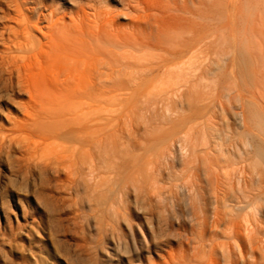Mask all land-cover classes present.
I'll return each instance as SVG.
<instances>
[{
	"label": "bare ground",
	"instance_id": "6f19581e",
	"mask_svg": "<svg viewBox=\"0 0 264 264\" xmlns=\"http://www.w3.org/2000/svg\"><path fill=\"white\" fill-rule=\"evenodd\" d=\"M172 1L167 13L185 22L182 30L158 29L144 41L123 43L130 46L120 50L101 45L109 20L99 14L94 20L68 23L52 14H31L18 3L20 67L31 77L38 72L58 85L62 104L57 110L64 117L82 112L87 180L100 178L105 147L115 167L125 157L133 161L131 173L151 190L169 159L176 157L182 167L180 182L187 189L183 200L200 231L192 237V256L175 258V264H264V128L222 132L215 128L214 112L222 98L243 107L241 88L264 107V0H206L225 2L234 16L251 24L250 34L229 51L216 48L223 38L199 31L201 14L195 4L205 0ZM201 13L200 18L208 17ZM228 54L233 59L223 67ZM242 54L251 63L248 70ZM232 79H239L240 86L236 81L232 87ZM71 99L76 102L69 106ZM49 105L46 110L57 111ZM241 118L245 122L244 113ZM142 127L139 134L151 131L152 140L124 151L123 133ZM176 134L185 139L174 148Z\"/></svg>",
	"mask_w": 264,
	"mask_h": 264
},
{
	"label": "rangeland",
	"instance_id": "374dc122",
	"mask_svg": "<svg viewBox=\"0 0 264 264\" xmlns=\"http://www.w3.org/2000/svg\"><path fill=\"white\" fill-rule=\"evenodd\" d=\"M172 2L0 0V264H173L182 255L192 256V237L200 226L183 200L182 193L187 189L179 179L182 167L176 157L169 159L151 190L141 184L142 178L131 173L133 161L125 157L118 169L119 164L115 167L113 161L110 163V151L105 147L100 178L87 180L81 152L82 112L63 116L59 111L60 88L51 83L49 76L47 80L38 72L34 77L26 74L24 66L20 67L23 63L16 39L22 29L16 11L20 3L31 14H52L68 23L94 20L99 14L101 20H109L101 31V45L115 50L129 48L123 43L144 41L158 29L177 31L186 26L184 21L170 19L167 10ZM198 4V13L202 15L204 11L203 15H208L204 19L199 16V31L226 40L224 43L221 39L217 49L229 51L230 46L250 34L251 24L234 16L225 2L205 0ZM32 35L39 38L36 32ZM242 56L248 70L251 63L246 54ZM226 57L223 67L233 59L231 54ZM18 64L25 73L19 71ZM253 76L248 82L253 81ZM238 80L237 84L230 80V85L240 86ZM240 91L243 107L240 103H228L225 98L221 99L222 104L217 101L215 128L219 131L256 133L259 125L264 128V107L254 102L244 88ZM44 101L50 103L45 105ZM74 101L71 99L69 106ZM49 104L54 110L60 109L46 110ZM243 113L245 122L241 120ZM131 131L123 133L127 140H122L133 141L130 145L124 142L122 148L127 152L138 148V142L148 143L153 138L148 134L151 131L139 134L143 127L139 132ZM184 139L183 134H176L174 148ZM105 158L108 162L103 163ZM124 161L131 166L128 163L126 167Z\"/></svg>",
	"mask_w": 264,
	"mask_h": 264
}]
</instances>
